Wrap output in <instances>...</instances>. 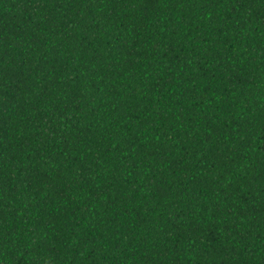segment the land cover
I'll return each instance as SVG.
<instances>
[{
	"label": "trees",
	"instance_id": "16d2710c",
	"mask_svg": "<svg viewBox=\"0 0 264 264\" xmlns=\"http://www.w3.org/2000/svg\"><path fill=\"white\" fill-rule=\"evenodd\" d=\"M0 264H264V0H0Z\"/></svg>",
	"mask_w": 264,
	"mask_h": 264
}]
</instances>
